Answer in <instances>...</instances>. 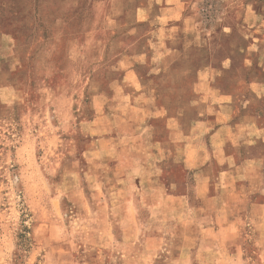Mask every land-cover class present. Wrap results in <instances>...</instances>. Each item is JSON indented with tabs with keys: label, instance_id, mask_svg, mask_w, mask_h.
Returning a JSON list of instances; mask_svg holds the SVG:
<instances>
[{
	"label": "rangeland",
	"instance_id": "obj_1",
	"mask_svg": "<svg viewBox=\"0 0 264 264\" xmlns=\"http://www.w3.org/2000/svg\"><path fill=\"white\" fill-rule=\"evenodd\" d=\"M196 2L206 34L193 37L202 38L196 47L179 48L175 61L155 59L146 42L151 25L135 36L134 47L149 55L146 79L163 67L170 78L153 77L177 101L174 87L193 78L187 69L229 59L220 84L247 96L253 75L264 81V0ZM118 5L0 0V264H264V182L257 178L248 198L221 195L225 180L214 164L202 180L173 158L137 152L145 128L138 119L152 114L132 112L121 90L106 84L120 77L116 54L94 60L86 42L94 33L105 44L120 34L105 24ZM143 91L134 104L149 102L152 92ZM103 107L110 120L95 119ZM121 117L130 120L127 130L114 123ZM207 182L212 198L201 196Z\"/></svg>",
	"mask_w": 264,
	"mask_h": 264
},
{
	"label": "crops",
	"instance_id": "obj_2",
	"mask_svg": "<svg viewBox=\"0 0 264 264\" xmlns=\"http://www.w3.org/2000/svg\"><path fill=\"white\" fill-rule=\"evenodd\" d=\"M145 1L138 4V0H120V5L109 8L105 18V24L109 28H118L120 34L107 44L96 33L86 41L94 60L100 61L112 52L119 58L116 70L120 72V77L109 78L106 84L118 89L119 93L121 90L129 102L126 106L132 112L138 110L152 114L147 121L138 119L144 124L141 127L145 128L144 132H140V137L137 136V152L143 157L166 155L173 158L185 171H197L202 180L205 174L208 176L209 167L214 164L219 170L217 179L225 180L219 194L233 192L245 198L253 196L256 193L252 188L253 182L257 178L264 182V81L259 80L258 75H253L255 78L246 84L247 96L245 92H240L241 87L231 92L220 84L227 75L230 60L224 61L222 67L207 62L195 70L187 69L186 74H191L193 78L187 86L181 84L174 87V91L180 93L175 101L171 94L159 87L160 77L170 78L163 67H159L158 73L152 74L160 76L159 79H154L152 75L151 81L146 79L142 67L149 55L135 48L140 42L135 40V36L142 27L151 25L153 34L147 37L146 42L157 49L155 59L175 61L176 51L180 53L182 47H196L201 44L202 38L198 36L196 41L193 37L199 34L204 39L206 34L197 28L198 18L194 10L198 9V2L191 5L193 0ZM247 15L251 16L250 10ZM253 64L254 61L248 60L249 68ZM168 87L169 92L172 90L170 82ZM147 88L152 92L149 102L141 106L134 104V99L147 93L143 91ZM250 99L258 102L261 109L253 107ZM176 106H179V112L172 111ZM189 108L197 111L190 118L187 115L188 120L185 116ZM101 117L111 119L106 110L103 115H96L95 119ZM114 123H119L122 129L127 130L130 120L121 117L115 119ZM123 134L126 138L131 135L130 131ZM161 136L164 139L161 140ZM109 137L114 139L115 136ZM122 153L130 154L125 149H122ZM202 187L201 196L212 198L211 183L207 182ZM182 198L187 200L188 196Z\"/></svg>",
	"mask_w": 264,
	"mask_h": 264
}]
</instances>
